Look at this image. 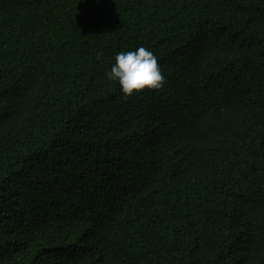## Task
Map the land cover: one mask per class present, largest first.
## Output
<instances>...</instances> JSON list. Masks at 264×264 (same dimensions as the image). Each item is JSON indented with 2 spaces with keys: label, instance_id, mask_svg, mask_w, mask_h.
I'll return each instance as SVG.
<instances>
[{
  "label": "trees",
  "instance_id": "obj_1",
  "mask_svg": "<svg viewBox=\"0 0 264 264\" xmlns=\"http://www.w3.org/2000/svg\"><path fill=\"white\" fill-rule=\"evenodd\" d=\"M0 264H264V0H0Z\"/></svg>",
  "mask_w": 264,
  "mask_h": 264
},
{
  "label": "clouds",
  "instance_id": "obj_2",
  "mask_svg": "<svg viewBox=\"0 0 264 264\" xmlns=\"http://www.w3.org/2000/svg\"><path fill=\"white\" fill-rule=\"evenodd\" d=\"M107 78L118 83L124 98L139 94L145 89L160 90L165 82L157 57L143 46L134 51L117 53Z\"/></svg>",
  "mask_w": 264,
  "mask_h": 264
}]
</instances>
